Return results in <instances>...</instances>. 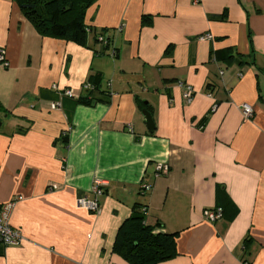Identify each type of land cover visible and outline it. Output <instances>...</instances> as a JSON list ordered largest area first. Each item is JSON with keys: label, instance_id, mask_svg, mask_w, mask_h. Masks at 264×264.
<instances>
[{"label": "crops", "instance_id": "1", "mask_svg": "<svg viewBox=\"0 0 264 264\" xmlns=\"http://www.w3.org/2000/svg\"><path fill=\"white\" fill-rule=\"evenodd\" d=\"M84 23L83 42L41 35L0 0V205L23 235L0 264H129L114 243L134 206L177 233L154 264H264V0H96ZM96 73L107 102L79 103ZM96 179L99 211L79 208Z\"/></svg>", "mask_w": 264, "mask_h": 264}, {"label": "trees", "instance_id": "2", "mask_svg": "<svg viewBox=\"0 0 264 264\" xmlns=\"http://www.w3.org/2000/svg\"><path fill=\"white\" fill-rule=\"evenodd\" d=\"M96 0H16L23 15L41 34L60 37L66 40L83 42L86 36L84 23L86 10ZM223 16V15H221ZM102 35L104 49L109 46V36ZM220 57L232 60V55L226 50H220ZM101 74L93 75L91 82H85L82 92L77 97L79 103L91 105L104 101L98 95L108 93L101 88ZM98 94V95H97ZM233 215V214H231ZM160 224H145V213L134 206L131 216L120 226L114 243V249L129 264H154L168 260L177 255V233L155 232ZM243 262H247L243 260Z\"/></svg>", "mask_w": 264, "mask_h": 264}, {"label": "built area", "instance_id": "3", "mask_svg": "<svg viewBox=\"0 0 264 264\" xmlns=\"http://www.w3.org/2000/svg\"><path fill=\"white\" fill-rule=\"evenodd\" d=\"M98 38L103 41V36L99 35ZM201 39H211L212 36L208 33L204 34L203 36L200 37ZM110 55H114L113 49H109ZM0 64L4 67L8 66V60L6 58V54L4 49L0 48ZM178 85L183 88L182 92V98L185 103H189L192 100L194 90L193 87L189 84L183 83V82H178ZM84 89L88 88V85L85 84ZM61 95L64 96H69V97H74V94L71 89H62L60 90ZM79 96V95H78ZM77 96V97H78ZM60 105L59 102H51L50 103V108H58ZM241 110H242V115L244 118H249L253 114V106L249 103H242L241 104ZM167 166L163 164H158L157 165V174L159 173H165L167 172ZM103 185L104 182L100 179H96L94 182V185L91 188V192L93 194V198L89 199L87 197H80L76 200V205L79 208H83L86 210H89L91 212H98L99 211V202H98V197L103 193ZM52 188V187H51ZM50 188V190H51ZM150 188V185L147 183L142 182L140 185L141 193H144L148 191ZM14 201L6 202L2 205H0V244L2 245H12V244H18L22 238L23 235L20 230L13 228L10 225V212L13 206ZM143 212L145 213V208L142 209ZM203 217L209 221V222H214L222 217V207L220 206H214L210 208H205L202 212ZM243 264H249L248 262H243Z\"/></svg>", "mask_w": 264, "mask_h": 264}, {"label": "water", "instance_id": "4", "mask_svg": "<svg viewBox=\"0 0 264 264\" xmlns=\"http://www.w3.org/2000/svg\"><path fill=\"white\" fill-rule=\"evenodd\" d=\"M142 112L144 114L147 127L150 130H152L154 128V122H153L151 113L148 110H145V109Z\"/></svg>", "mask_w": 264, "mask_h": 264}]
</instances>
